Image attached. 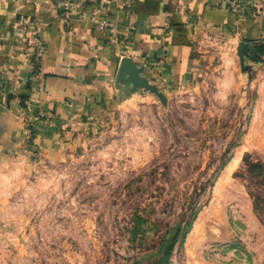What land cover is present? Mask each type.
<instances>
[{
    "label": "rangeland",
    "instance_id": "obj_1",
    "mask_svg": "<svg viewBox=\"0 0 264 264\" xmlns=\"http://www.w3.org/2000/svg\"><path fill=\"white\" fill-rule=\"evenodd\" d=\"M207 42L164 100L0 139V264H264V42Z\"/></svg>",
    "mask_w": 264,
    "mask_h": 264
},
{
    "label": "crops",
    "instance_id": "obj_2",
    "mask_svg": "<svg viewBox=\"0 0 264 264\" xmlns=\"http://www.w3.org/2000/svg\"><path fill=\"white\" fill-rule=\"evenodd\" d=\"M62 1L0 0V139L17 146L34 137L40 148L66 124L142 97L116 84L124 56L165 94L197 78L209 36L264 42V0L236 10L216 0H131L129 11L123 0H75L67 19Z\"/></svg>",
    "mask_w": 264,
    "mask_h": 264
},
{
    "label": "water",
    "instance_id": "obj_3",
    "mask_svg": "<svg viewBox=\"0 0 264 264\" xmlns=\"http://www.w3.org/2000/svg\"><path fill=\"white\" fill-rule=\"evenodd\" d=\"M140 68H138L131 58L124 56L119 62V66L116 72L115 81L118 86L119 83H124V87L131 86V90L135 91L137 89H147L148 91L157 95L160 100H164V95L158 90V88L150 84L144 77L140 74Z\"/></svg>",
    "mask_w": 264,
    "mask_h": 264
},
{
    "label": "built area",
    "instance_id": "obj_4",
    "mask_svg": "<svg viewBox=\"0 0 264 264\" xmlns=\"http://www.w3.org/2000/svg\"><path fill=\"white\" fill-rule=\"evenodd\" d=\"M242 0H216L217 3L221 4V3H228L233 9H238L240 4H241ZM75 0H63L61 3V9H62V13L65 19L68 18V14L71 10V6L74 4ZM123 6L125 7V9L127 11H129L130 6H131V0H123ZM101 24L105 27H109L111 26L110 21H108L107 19H103L101 21Z\"/></svg>",
    "mask_w": 264,
    "mask_h": 264
},
{
    "label": "trees",
    "instance_id": "obj_5",
    "mask_svg": "<svg viewBox=\"0 0 264 264\" xmlns=\"http://www.w3.org/2000/svg\"><path fill=\"white\" fill-rule=\"evenodd\" d=\"M173 239H172V241L169 243V245H168V248H167V250H166V254L168 255V253H169V251H170V248L172 247V245H173Z\"/></svg>",
    "mask_w": 264,
    "mask_h": 264
}]
</instances>
